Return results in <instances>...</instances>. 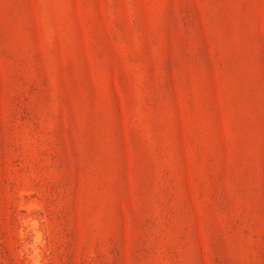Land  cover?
<instances>
[{
	"label": "rangeland",
	"instance_id": "1",
	"mask_svg": "<svg viewBox=\"0 0 264 264\" xmlns=\"http://www.w3.org/2000/svg\"><path fill=\"white\" fill-rule=\"evenodd\" d=\"M0 264H264V0H0Z\"/></svg>",
	"mask_w": 264,
	"mask_h": 264
}]
</instances>
